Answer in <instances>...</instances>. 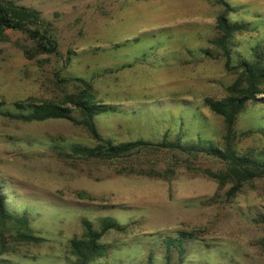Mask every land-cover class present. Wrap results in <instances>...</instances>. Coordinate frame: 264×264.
<instances>
[{
  "label": "rangeland",
  "instance_id": "1",
  "mask_svg": "<svg viewBox=\"0 0 264 264\" xmlns=\"http://www.w3.org/2000/svg\"><path fill=\"white\" fill-rule=\"evenodd\" d=\"M9 1L39 12L56 50L35 53L17 29L0 38V192L39 238H0V264H73L69 240L82 237L83 221L99 230L105 219L116 225L88 264H264L263 176L232 189L211 175L223 171L220 159L154 146L111 159L59 155L95 141L69 119L11 115L15 102L63 101L81 79L109 106L92 120L113 144L154 145L166 133L222 149L221 117L203 101L224 96L234 78L210 42L215 17L226 2L227 19L241 26L227 43L236 65L264 42V0ZM233 129L236 153L264 159V92L245 103ZM179 232L191 234L180 254L164 243Z\"/></svg>",
  "mask_w": 264,
  "mask_h": 264
},
{
  "label": "trees",
  "instance_id": "2",
  "mask_svg": "<svg viewBox=\"0 0 264 264\" xmlns=\"http://www.w3.org/2000/svg\"><path fill=\"white\" fill-rule=\"evenodd\" d=\"M222 4L224 9L215 17L214 27L218 36L210 42L222 50L224 68L232 73L234 78L226 86L224 96L218 99L205 97L203 100L210 111L221 117L224 132V147L222 149L200 143L183 145L178 137L174 140H168L166 133L154 145L142 139L113 144L110 140L101 138L92 120L93 115L106 110L109 106L95 102L90 84L81 79L79 81L82 87L79 91L75 94H67L63 101L43 100L36 104L27 105L15 102V108L18 111L11 114L12 117L28 121L48 118L69 119L84 126L95 141L92 146L74 144L69 147L68 152H58L59 155L84 159H111L130 154L133 150L154 146L176 149L187 154L202 152L220 159L225 166L223 171L211 175L220 182H231L232 189L238 188L242 182L252 178L264 177V159L257 158L252 154H238L232 147L235 137L233 125L236 115L247 101L255 100L256 95L264 92V42L259 47L256 46L259 50L256 47L251 48L253 51L252 59L242 58L236 65H230L227 43L235 32L241 30V26L227 19L226 12L229 10V6L226 2H222ZM39 24V12L36 9L17 5L9 0H0V38L3 36L4 29L21 30L35 41V53H54L56 50L55 41L46 32L40 31ZM72 111H76L79 117L72 116ZM28 222L29 219L25 213H15L8 209L0 192V238L6 236L17 243L38 240L39 238L32 235ZM115 225L113 221L105 219L101 228L96 230L88 222L83 221L84 232L82 237L69 240L70 252L75 255V263L73 264H88L95 257L100 256L104 247L99 239L104 231L115 227ZM190 236V233L179 232L177 237L164 239V243L166 247L174 246L180 254L182 242ZM1 247L0 254L5 251L4 246L1 245Z\"/></svg>",
  "mask_w": 264,
  "mask_h": 264
}]
</instances>
